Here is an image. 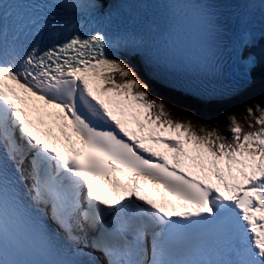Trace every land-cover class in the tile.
<instances>
[{
    "label": "snow or ice",
    "instance_id": "snow-or-ice-1",
    "mask_svg": "<svg viewBox=\"0 0 264 264\" xmlns=\"http://www.w3.org/2000/svg\"><path fill=\"white\" fill-rule=\"evenodd\" d=\"M110 2L32 0L0 27V264H264V103L229 137L174 118L137 69L238 70L208 107L264 89V0L258 33L229 0H159L162 41L151 20L110 28Z\"/></svg>",
    "mask_w": 264,
    "mask_h": 264
},
{
    "label": "trees",
    "instance_id": "trees-1",
    "mask_svg": "<svg viewBox=\"0 0 264 264\" xmlns=\"http://www.w3.org/2000/svg\"><path fill=\"white\" fill-rule=\"evenodd\" d=\"M139 72V71H138ZM141 78L146 79L152 87V93L154 96H159L165 99L166 103L172 109L174 118L188 117L193 120H199L203 123H207L210 127H220L221 131L231 136V133L227 132V115L234 114L238 117L242 124H246L245 121V108L243 105H253L255 103H264L261 101V97L264 96V90L249 97L246 100H238L236 103H227L223 105H217L215 107H208L207 105L198 102L196 99L188 100L186 95L176 93L170 89L161 87L157 81L151 79L146 73L139 72ZM251 118L249 117V120ZM213 121V122H210ZM247 130V129H246Z\"/></svg>",
    "mask_w": 264,
    "mask_h": 264
},
{
    "label": "rangeland",
    "instance_id": "rangeland-1",
    "mask_svg": "<svg viewBox=\"0 0 264 264\" xmlns=\"http://www.w3.org/2000/svg\"><path fill=\"white\" fill-rule=\"evenodd\" d=\"M137 69H138V71L139 72H145V70L143 69V67H141V65L138 63L137 64ZM158 81V80H157ZM161 85H163V86H165V84H163V83H161L160 81H158ZM165 87H167V86H165ZM258 90H261V88H254L253 90H251V93H250V95H252L253 93H255V92H257ZM248 94H245V95H243V96H241L240 98H238V99H242V100H244V99H247L248 98ZM219 105V104H218ZM215 106H217V105H212L211 107H215ZM210 122H213V121H211L210 120Z\"/></svg>",
    "mask_w": 264,
    "mask_h": 264
}]
</instances>
